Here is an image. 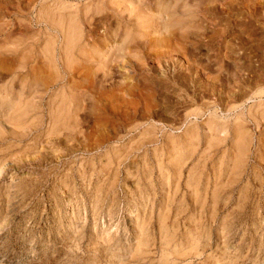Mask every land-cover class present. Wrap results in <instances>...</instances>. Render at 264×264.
<instances>
[{"label": "rangeland", "instance_id": "obj_1", "mask_svg": "<svg viewBox=\"0 0 264 264\" xmlns=\"http://www.w3.org/2000/svg\"><path fill=\"white\" fill-rule=\"evenodd\" d=\"M139 1L0 0V264H264V0Z\"/></svg>", "mask_w": 264, "mask_h": 264}, {"label": "bare ground", "instance_id": "obj_2", "mask_svg": "<svg viewBox=\"0 0 264 264\" xmlns=\"http://www.w3.org/2000/svg\"><path fill=\"white\" fill-rule=\"evenodd\" d=\"M141 1V2H140ZM139 2L140 3H146L145 1L146 0H140ZM148 3V2H147ZM160 3V1H159ZM156 4V3H155ZM112 5V3H111ZM143 5V4H142ZM148 5V4H147ZM153 5V4H152ZM184 5V4H183ZM171 6V5H170ZM142 7V6H141ZM101 6L100 7H97V9L101 10ZM132 8H133V5H132ZM161 8V7H160ZM182 8V7H181ZM145 9V8H144ZM67 13V12H66ZM182 14V13H181ZM57 15V14H56ZM64 15V14H63ZM105 15V14H104ZM50 16V15H49ZM184 15H182L181 17L183 18ZM38 17V16H37ZM60 17V16H59ZM174 19V18H173ZM66 20V23L68 24L67 25V30L64 31L66 32L67 34H64V39L62 42L63 44L65 43V47H67L71 41L75 38L76 34L74 35V33L72 32L73 29L75 28H79L80 30V33H81V30L82 31H85L84 27H86L87 25V20L85 19V17H83L82 19L78 17L77 14H71L70 16L66 17L65 18ZM178 21V20H177ZM51 22V21H50ZM40 23V22H39ZM44 23V22H43ZM180 24V23H179ZM33 25V24H32ZM41 26V25H40ZM46 26V25H45ZM106 27V26H105ZM168 27V25L166 26ZM158 28V27H157ZM182 28V27H181ZM47 29V28H46ZM122 29V28H121ZM53 30V29H52ZM55 31V30H54ZM186 31V30H185ZM86 32V31H85ZM77 33V32H76ZM182 33V32H180ZM185 33V32H184ZM151 34V33H150ZM141 36V35H140ZM78 37V36H76ZM145 38V37H144ZM141 39V38H140ZM99 40V39H98ZM151 41V40H150ZM173 41V40H172ZM96 42V41H95ZM131 42V41H130ZM146 42V41H145ZM139 44V43H137ZM131 45V44H130ZM135 45V44H134ZM94 46H96V44H94ZM132 46V45H131ZM145 47V46H144ZM86 49V48H85ZM81 50V49H80ZM120 50V49H119ZM88 53V52H87ZM72 54L70 52V54H66L65 55V63L66 65L64 67H62V72H61V75L63 76V81L65 82V84H68V88H66V94L65 93H62L60 95L59 98H56L54 99L53 101L51 102H44L43 97H38L36 99H33L31 101L32 103V109L30 110H38L42 105H45L46 103V109L48 111V118L54 122L55 124L57 123V119L60 118L61 119V122H64V123H68L70 124L71 123V120L73 119V116L75 114V109L78 108V105H79V97L77 95L78 92L76 93L74 91V88H75V85L78 83H74V76H75V72H76V69H77V65H71L72 62L74 61V57H72ZM166 54V53H165ZM74 56V55H73ZM108 63V62H107ZM111 63V62H110ZM109 64V63H108ZM107 64V65H108ZM54 65V64H53ZM62 65V63H61ZM64 65V64H63ZM55 66V65H54ZM53 66V67H54ZM109 66V65H108ZM52 67V68H53ZM115 67V66H114ZM118 67V66H117ZM112 68V67H111ZM120 68V67H119ZM109 69L106 68V70ZM111 70V69H110ZM115 72V71H114ZM111 73V72H110ZM15 80V79H14ZM34 80V79H33ZM18 81L19 82H23L24 79H20L18 78ZM78 81V80H77ZM12 82V81H11ZM38 82V81H37ZM14 84V82H12ZM34 81H28V85L26 86L27 89L30 88L32 85H33ZM37 85H40V84H37ZM16 86V85H15ZM9 86L7 85V87H5V93L8 94L9 93V90L12 88V85H10V89L8 88ZM14 87V85H13ZM35 87V86H34ZM54 87H57L54 85ZM33 88V87H32ZM48 88V87H47ZM34 89V88H33ZM32 89V90H33ZM63 89V88H62ZM27 91V90H26ZM76 91H77V88H76ZM31 92V91H30ZM29 92V93H30ZM34 92V91H33ZM42 92V91H41ZM61 93V92H60ZM77 95H76V94ZM22 93H17L15 92V98L13 99L12 98H8L6 95L2 98H0V107L2 105L5 106V110L7 111V118H8V122L10 123V126L11 128H13V130H16V129H19L23 126H26L24 125L25 124V119L24 117L27 115L28 113V107H27V103H24L22 100H20V95ZM34 94V93H33ZM40 94V92H39ZM81 94V93H80ZM35 95V94H34ZM37 95V93H36ZM41 95V94H40ZM80 96V95H79ZM82 96V95H81ZM84 96V95H83ZM81 98V97H80ZM13 99V100H12ZM83 99V97H82ZM81 100V99H80ZM55 101V102H54ZM56 104V105H55ZM45 108V107H44ZM79 109V108H78ZM75 111V112H74ZM41 112H43L44 114V109L41 110ZM59 119V120H60ZM49 120V121H50ZM56 121V122H55ZM218 129V128H217ZM12 130V134H15ZM264 130V129H263ZM21 131V130H20ZM195 132V131H194ZM221 132V131H220ZM208 133V132H207ZM26 134V133H25ZM0 137L3 138L2 134L0 135ZM6 137V136H5ZM20 137V136H19ZM19 137H18V140H19ZM8 138H11V137H8ZM22 138V137H21ZM21 141V140H20ZM248 141V140H247ZM233 143V142H232ZM191 144V143H190ZM204 144V143H203ZM237 146V145H236ZM208 149V148H207ZM206 149V150H207ZM221 149V148H220ZM236 150V148H235ZM232 151V150H231ZM241 149L237 147V153L240 152ZM208 155V154H207ZM189 156V155H188ZM240 157V156H239ZM248 158V157H247ZM233 160V159H232ZM240 173V172H239ZM254 173V172H253ZM245 174V173H244ZM256 174V173H255ZM254 174V175H255ZM239 176V175H238ZM256 176V175H255ZM234 177V176H233ZM219 182V181H218ZM239 182V181H238ZM234 183V182H233ZM212 185V184H211ZM239 185V184H238ZM238 189V188H237Z\"/></svg>", "mask_w": 264, "mask_h": 264}]
</instances>
